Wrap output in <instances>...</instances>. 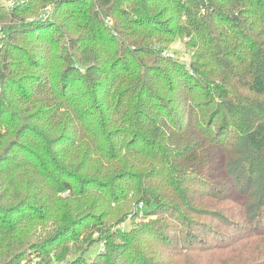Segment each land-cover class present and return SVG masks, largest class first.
Instances as JSON below:
<instances>
[{"label": "trees", "instance_id": "16d2710c", "mask_svg": "<svg viewBox=\"0 0 264 264\" xmlns=\"http://www.w3.org/2000/svg\"><path fill=\"white\" fill-rule=\"evenodd\" d=\"M16 1L0 264H264V0Z\"/></svg>", "mask_w": 264, "mask_h": 264}, {"label": "rangeland", "instance_id": "374dc122", "mask_svg": "<svg viewBox=\"0 0 264 264\" xmlns=\"http://www.w3.org/2000/svg\"><path fill=\"white\" fill-rule=\"evenodd\" d=\"M172 49H174L175 51H177L178 53H180L182 55V58L184 60H188L190 59V56L187 54L186 52V49H185V46L183 44V42L181 41H178L177 43H175L173 46H171ZM99 245L96 244L95 246H93V248L86 254V258L89 260V259H92L94 258L95 256H97L98 252H99ZM36 261V259H35ZM30 264V262H28ZM27 264V262H26Z\"/></svg>", "mask_w": 264, "mask_h": 264}, {"label": "built area", "instance_id": "2783aa9c", "mask_svg": "<svg viewBox=\"0 0 264 264\" xmlns=\"http://www.w3.org/2000/svg\"><path fill=\"white\" fill-rule=\"evenodd\" d=\"M1 3L3 6L8 8L9 10H12L16 6L17 1L16 0H1Z\"/></svg>", "mask_w": 264, "mask_h": 264}]
</instances>
